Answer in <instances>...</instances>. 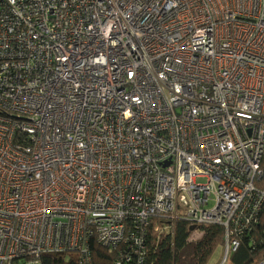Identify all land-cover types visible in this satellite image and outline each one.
Instances as JSON below:
<instances>
[{
  "label": "built area",
  "instance_id": "1",
  "mask_svg": "<svg viewBox=\"0 0 264 264\" xmlns=\"http://www.w3.org/2000/svg\"><path fill=\"white\" fill-rule=\"evenodd\" d=\"M263 175L264 0H0V264L177 216L231 264Z\"/></svg>",
  "mask_w": 264,
  "mask_h": 264
},
{
  "label": "trees",
  "instance_id": "2",
  "mask_svg": "<svg viewBox=\"0 0 264 264\" xmlns=\"http://www.w3.org/2000/svg\"><path fill=\"white\" fill-rule=\"evenodd\" d=\"M257 190L264 193V175L257 182ZM256 196V192H254ZM261 204L242 214L240 224H231L230 239L238 246L230 254L231 264H255L264 260V195ZM252 204H255V200ZM152 219L146 231L148 239L140 253L131 252L129 244L115 248L91 242L93 264H209L214 251L226 244V227L219 223L195 224L177 216ZM140 224L139 226H141ZM159 226L160 230H155ZM133 230L135 229L132 227ZM199 231L194 238L195 231ZM156 231V232H155ZM85 264L76 252L42 253L37 258L25 256L13 264ZM217 264V263H216Z\"/></svg>",
  "mask_w": 264,
  "mask_h": 264
},
{
  "label": "rangeland",
  "instance_id": "3",
  "mask_svg": "<svg viewBox=\"0 0 264 264\" xmlns=\"http://www.w3.org/2000/svg\"><path fill=\"white\" fill-rule=\"evenodd\" d=\"M224 254V246L220 245L217 247V249L214 251V254L209 262V264H216L221 259L222 255ZM36 264V263H32Z\"/></svg>",
  "mask_w": 264,
  "mask_h": 264
}]
</instances>
